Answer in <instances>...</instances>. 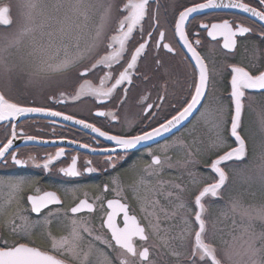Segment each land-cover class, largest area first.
Masks as SVG:
<instances>
[{
    "label": "snow or ice",
    "instance_id": "obj_1",
    "mask_svg": "<svg viewBox=\"0 0 264 264\" xmlns=\"http://www.w3.org/2000/svg\"><path fill=\"white\" fill-rule=\"evenodd\" d=\"M215 9H236L250 19L248 24L223 19L201 21L198 26L212 41L223 37L222 48L227 50L223 54L229 61L235 60L240 44L258 36L248 66L229 62L223 69L210 67L198 50L203 35L187 25L198 14ZM172 23L173 37L186 49L183 59L190 69L184 98L178 106L168 102L169 81L163 79L156 102L142 108L143 118L151 123L142 121L136 131L112 135L71 114L21 104L12 94L27 83L47 85L53 89L50 99L60 104L92 97L103 105L114 94L124 104L149 48L177 54V48L166 42L159 0H0V125L8 129L0 140V161L23 167L30 160L49 171L65 155L60 147L42 163L35 157L19 158L14 141L37 137L18 132L15 122L40 114L71 121L114 144L100 148L80 144L105 153L103 167L87 160L81 170L73 156L70 166L59 168L63 176L117 172L109 184L97 189L99 195L91 202L85 193L70 208H64L56 191L41 194L37 189L25 195L34 181L0 177V264H264V111L259 113L258 141L247 135L244 123L246 108L258 98L264 101V47H260L264 0H192ZM130 41L135 42L131 48ZM218 45L217 41L213 47ZM154 64L157 69L164 67L159 56ZM227 69L230 92L225 105L215 86ZM166 104L173 111L161 119ZM95 115L118 119L116 112ZM202 125L207 139L199 132ZM182 127L183 135L159 143L166 134L175 137ZM148 142L156 143L157 150L149 148L146 158L129 166L126 172L134 179L125 185L120 166ZM177 149L186 158L174 160L170 153ZM201 162L208 172L198 169ZM172 172L177 173L175 178H164ZM109 192L114 198L107 199ZM130 199L136 202L139 216ZM98 208L102 214L97 226ZM121 214L123 226L117 222ZM54 225L59 235L53 232ZM37 233L50 242V248L35 245ZM5 234L14 239L9 242Z\"/></svg>",
    "mask_w": 264,
    "mask_h": 264
},
{
    "label": "flooded vegetation",
    "instance_id": "obj_2",
    "mask_svg": "<svg viewBox=\"0 0 264 264\" xmlns=\"http://www.w3.org/2000/svg\"><path fill=\"white\" fill-rule=\"evenodd\" d=\"M151 2L152 0H150V3ZM191 3L192 0H159L160 17L163 29L166 31V42H171L173 46L177 48V54L167 53L166 50L162 48L158 51L154 50V48H149L145 56L141 57L138 64L139 75L134 77V83L130 87L129 94L124 104H121L119 100L116 99L115 94L112 100L106 101L103 105L96 103L92 97H84L81 101H72L69 99L67 103L60 104L50 99V94L53 89L49 88L47 85H29L27 83L18 85L19 91L13 92V100L28 106H45L50 107L52 110L62 111L65 114H71L78 119H85L87 122L95 124L97 127H100L101 130L107 131L112 135H123L136 131L142 126V121L143 124L151 123L150 120L143 118L142 108L149 102H156L157 92L159 91V86L163 79H168L169 81L168 102L178 106L187 91V85L190 82V69L187 66V62L183 59V53L186 52V49L176 44L178 38L173 37L174 25L172 21L174 18L178 17L179 11L183 10L184 6H190ZM13 14L16 15L15 11ZM223 19L243 20L245 24L251 23L250 19L247 18V14L240 13L236 9H215L208 10L204 14H198L197 20L187 25V28L190 31L192 29L201 31L203 35L202 46L198 50L205 57L206 61L209 62L210 67L215 66L218 69H223V66L229 62L248 66L253 62V44H259L260 38L258 36L254 35L252 39L247 42V45L240 44L235 60L229 61L228 57L223 54L227 51L222 48L223 37H218L217 41L219 45L213 47V45H217V41H212L203 30L198 28L201 21L220 22ZM252 26L255 28L257 25L252 23ZM145 28L147 29V23H145ZM133 35L137 36V33L134 32ZM134 43V41H130L129 47L131 48ZM260 47H264V45H260ZM245 48H247V51H245ZM157 56L162 60L164 65L163 68L157 69V66L154 64V60ZM117 67L119 66L117 65ZM168 71L172 73L170 77L167 74ZM229 72L230 69L224 70L222 76L217 79L215 86L216 95L222 99L225 105L228 103L227 97L230 92ZM145 76L147 79L144 78ZM93 83H98V81L93 79ZM120 96L121 99L124 98L123 93H120ZM144 97H147V100H144ZM96 111L116 112L118 119L113 120L110 116H96ZM170 111H173V109L168 108L166 104L164 111L160 113V118L162 119L164 114ZM262 111H264V101L258 98L257 101L253 103L252 107L246 108L244 114L245 128L248 121L251 120V122L260 129L259 113ZM209 120H211V116H209ZM130 122L131 127L129 126ZM15 123L19 125L17 128L18 132L23 131L25 135L37 137L34 141H26L23 138H18L14 141L13 147L18 151L19 158L28 160L29 157H35L38 162L42 163L48 155H54L60 147L65 149V155L55 161L49 171L35 167L30 160L28 164L23 167L13 165L11 160H9L7 164L0 161V177L20 178L35 182L31 188L26 190L25 195L34 194L37 189H39L41 194L45 191H56L64 201V208H70L75 202H78L77 197L83 199L85 193H87V197L91 202L95 196L99 195L97 189L103 187L105 184H109L111 176L117 174L115 170H109L111 175L104 171H98L91 174L85 173L81 177L72 178L65 177L59 172L60 167H68L71 165L73 156L77 157V167L81 170H83L85 161L87 160H91L94 166L103 167V157L106 155L105 153L92 152L89 148H81L79 145L88 144L91 148H100L105 146L114 147V144L111 141L105 140L103 137H98L95 133L91 132V130L84 129L80 125H75L71 121H63L59 117L52 118L42 115L20 118ZM188 127H190V125H188ZM185 131L186 129L182 128L175 132V137L169 135L159 140V143L161 145L168 143L176 137L183 135ZM199 132L203 138L207 139V128L202 125ZM7 134L8 129L0 125V140H4ZM69 141H76L77 143H69ZM149 148L156 151L158 145L154 142H150L147 145L141 146L139 150H134L127 161L120 166L119 174L125 185L131 183L134 179L126 170L136 160L142 157L146 158ZM170 154L173 155L174 160L179 159L178 149ZM197 167L200 171L208 172V169L204 168L203 162ZM176 175L177 173L172 172L164 178L171 179L175 178ZM186 181L187 177L184 179L185 183ZM128 196L129 198L131 197L130 192ZM112 198H114V194L109 192L107 194V199ZM129 202L139 216L140 212L136 202L131 199ZM101 214L102 210L98 208L94 216V223L97 226L99 225ZM32 216L35 217V214H32ZM117 222L120 226H123L122 214L117 217ZM52 230L55 234L59 235V231L55 225ZM5 235L9 242L14 239L10 235ZM33 239L36 246L44 249L50 248V242L39 233H37Z\"/></svg>",
    "mask_w": 264,
    "mask_h": 264
},
{
    "label": "rangeland",
    "instance_id": "obj_3",
    "mask_svg": "<svg viewBox=\"0 0 264 264\" xmlns=\"http://www.w3.org/2000/svg\"><path fill=\"white\" fill-rule=\"evenodd\" d=\"M246 133H247L248 136L256 139L257 141L261 138L260 129L258 128L257 125L252 123L251 120H249L248 124L246 125ZM178 156H179V159L186 158L182 149H178ZM239 182H241V181H238V183ZM186 183H187V181H186Z\"/></svg>",
    "mask_w": 264,
    "mask_h": 264
},
{
    "label": "water",
    "instance_id": "obj_4",
    "mask_svg": "<svg viewBox=\"0 0 264 264\" xmlns=\"http://www.w3.org/2000/svg\"><path fill=\"white\" fill-rule=\"evenodd\" d=\"M40 114H32V115H30V116H28V117H31V116H39ZM21 118H25V117H21ZM186 124H187V122H185ZM183 128V127H182ZM181 128V129H182ZM175 131V130H174ZM175 132H177V131H175ZM169 135H171V134H166V137L167 136H169ZM163 138H165V137H162V138H159V140H162ZM150 142H148V144H149Z\"/></svg>",
    "mask_w": 264,
    "mask_h": 264
}]
</instances>
